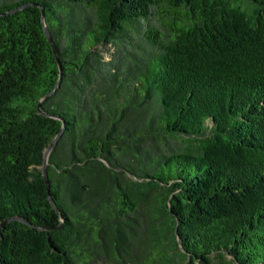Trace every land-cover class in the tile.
<instances>
[{
	"label": "trees",
	"instance_id": "1",
	"mask_svg": "<svg viewBox=\"0 0 264 264\" xmlns=\"http://www.w3.org/2000/svg\"><path fill=\"white\" fill-rule=\"evenodd\" d=\"M0 13V264H264V0Z\"/></svg>",
	"mask_w": 264,
	"mask_h": 264
},
{
	"label": "water",
	"instance_id": "2",
	"mask_svg": "<svg viewBox=\"0 0 264 264\" xmlns=\"http://www.w3.org/2000/svg\"><path fill=\"white\" fill-rule=\"evenodd\" d=\"M29 4H35V5H37L38 3H37V2L26 3L25 5H22V6H19V7L15 8L14 10H17V9L22 8L23 6H26V5H29ZM40 7H41V11H42V22H43V26H44V31H45V33H46V35H47V38H48V40H49V42H50V44H51V46H52V48H53V50H54V52H55L56 58H57V60H58V62H59V65L61 66V60H60V57H59L58 47L56 46V43H55V41L53 40V37H52V35H51V33H50V30L48 29V27H47V25H46L44 7L41 6V5H40ZM14 10H13V11H14ZM11 11H12V10H11ZM9 12H10V11H9ZM2 13H5V12H2ZM2 13H0V14H2ZM60 69H61V67H60ZM61 76H62V72H60V78H61ZM60 78H59V80H60ZM58 83H59V81H58L57 84L55 85L54 89L58 86ZM54 89H53V90H54ZM53 90H52V91H53ZM52 91H51V92H52ZM51 92H50V93H51ZM50 93H48L44 98H46ZM44 98H43V99H44ZM62 130H63V127H62L61 130L58 132V134L53 138V140L51 141V143L49 144V146H48L47 149L45 150V157H44V164H43V175H44V178H45V180H46V182H47L48 185H49V182H48V173H47L48 155H49L51 149L53 148L54 144L56 143L58 137L61 135ZM57 210H58V209H57ZM8 220H9V219L5 220V222L8 221ZM3 222H4V221H3ZM0 225H2V223H1Z\"/></svg>",
	"mask_w": 264,
	"mask_h": 264
},
{
	"label": "rangeland",
	"instance_id": "3",
	"mask_svg": "<svg viewBox=\"0 0 264 264\" xmlns=\"http://www.w3.org/2000/svg\"><path fill=\"white\" fill-rule=\"evenodd\" d=\"M99 49L102 50V52L104 54H106V56L112 51V47H109V45L107 46H99Z\"/></svg>",
	"mask_w": 264,
	"mask_h": 264
}]
</instances>
